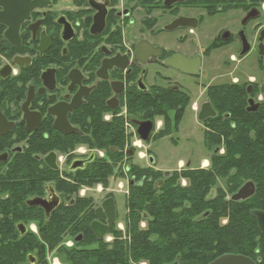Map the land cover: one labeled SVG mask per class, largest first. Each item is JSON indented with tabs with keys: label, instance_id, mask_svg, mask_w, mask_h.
Masks as SVG:
<instances>
[{
	"label": "flooded vegetation",
	"instance_id": "1",
	"mask_svg": "<svg viewBox=\"0 0 264 264\" xmlns=\"http://www.w3.org/2000/svg\"><path fill=\"white\" fill-rule=\"evenodd\" d=\"M165 139L187 148L171 169ZM169 190L172 220L134 218ZM234 208L245 246L227 239ZM256 212L264 0H0V264H264Z\"/></svg>",
	"mask_w": 264,
	"mask_h": 264
},
{
	"label": "trees",
	"instance_id": "2",
	"mask_svg": "<svg viewBox=\"0 0 264 264\" xmlns=\"http://www.w3.org/2000/svg\"><path fill=\"white\" fill-rule=\"evenodd\" d=\"M232 149H234V148H232ZM246 152H247V150H245V153ZM256 155H260L259 149H257L254 153H251L250 157L255 160L257 157H254V156H256ZM171 193H172V191H170V190L168 192H166L164 199L160 200V201L157 200V198L152 193H150V192L146 193L145 198L147 201H149V205L147 204V205H145L146 207H140L137 210H134L133 211L134 212V218H136L138 220L143 218L142 213L146 212V210H145V208H146L148 210V214H150L151 218H153L154 220L155 219L156 220L157 219L168 220V221L172 220L174 217H172V213H171V209H170V205L172 203ZM161 202L163 204H161ZM232 213L233 214L231 217V225L227 229V233H226L227 239L232 244L237 242L238 244L245 246V244L250 243V240H251V238H250L251 234H252L251 231L253 229V224L251 223L252 220L248 215H245V213H247L245 210L234 208ZM241 214H243V215H241ZM239 221L242 222V225H240ZM156 227H157V229L158 228L164 229L165 231L162 234L168 235V232L166 230L168 228H170L171 226L163 224V225H156ZM179 235L180 236H187L185 232L184 233L179 232ZM212 235H213V233H211V232L202 234V236H204V237H209ZM239 237H241V239ZM104 251H106V249H104ZM114 258H115L116 263H119L122 259V257L118 254H116L114 256ZM96 260H97V264H107V262L109 261V257L104 254L102 256H99ZM92 263H93V261L90 259V260H88V262H83L81 264H92ZM73 264H75V263H73Z\"/></svg>",
	"mask_w": 264,
	"mask_h": 264
},
{
	"label": "rangeland",
	"instance_id": "3",
	"mask_svg": "<svg viewBox=\"0 0 264 264\" xmlns=\"http://www.w3.org/2000/svg\"><path fill=\"white\" fill-rule=\"evenodd\" d=\"M190 126V122L189 119L186 117L185 120L183 121L182 127H181V135L179 137H182L183 139H185L184 136H186V134L188 133V128ZM181 144V143H179ZM186 146L184 142H182L181 146L179 147H174L173 144L170 143V140L165 139L161 142H158L156 144H154L152 146V150L153 152H156L157 154V163L156 165L159 168H163V169H171L172 168V164L176 163L179 159H181L183 157V155H187V148L184 147ZM154 195V194H153ZM146 213L148 215V219L152 220L150 214H148V210L145 208ZM55 246L52 244L51 245V252H53L55 250ZM100 251H101V246H99ZM70 249V247H68ZM103 248H106L105 246H103ZM70 254H74V253H68L66 254V258L62 257V261L59 262L57 260V258L55 256L50 257L51 260V264H81V261L84 260L83 258L78 257L77 260L75 258L71 259L72 257L70 256ZM93 263L92 264H97V258H90Z\"/></svg>",
	"mask_w": 264,
	"mask_h": 264
},
{
	"label": "water",
	"instance_id": "4",
	"mask_svg": "<svg viewBox=\"0 0 264 264\" xmlns=\"http://www.w3.org/2000/svg\"><path fill=\"white\" fill-rule=\"evenodd\" d=\"M144 125L145 124H141L140 132L142 131V128ZM142 137L144 140H147V137H145L143 135H142ZM249 196H251V194H249ZM249 196L245 194V191H242L234 197V200L235 201L246 200L247 198H249ZM255 216L259 219L260 226H261L262 230L264 231V214L256 212ZM247 261L248 260L243 259L241 257H226V258H222V259L217 260L213 264H224L225 262L227 264H245Z\"/></svg>",
	"mask_w": 264,
	"mask_h": 264
}]
</instances>
